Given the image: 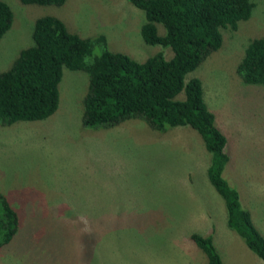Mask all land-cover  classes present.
I'll return each instance as SVG.
<instances>
[{
  "label": "rangeland",
  "instance_id": "rangeland-1",
  "mask_svg": "<svg viewBox=\"0 0 264 264\" xmlns=\"http://www.w3.org/2000/svg\"><path fill=\"white\" fill-rule=\"evenodd\" d=\"M0 1L12 13L0 39V72L31 45L33 22L43 16L80 38L102 35L111 52L137 62L156 52L171 55L143 43V14L127 0ZM250 1V18L235 31L222 29L220 48L184 82L200 81L204 104L226 139L222 178L264 237V85L244 84L235 73L249 40L264 36V0ZM86 87L83 72L63 68L50 117L0 127V193L18 217L0 264H206L189 235L210 236L225 215L217 216L224 206L206 180L209 154L199 136L186 126L157 133L136 119L84 129Z\"/></svg>",
  "mask_w": 264,
  "mask_h": 264
},
{
  "label": "trees",
  "instance_id": "trees-1",
  "mask_svg": "<svg viewBox=\"0 0 264 264\" xmlns=\"http://www.w3.org/2000/svg\"><path fill=\"white\" fill-rule=\"evenodd\" d=\"M64 1L18 0L36 6H60ZM127 1L143 14L139 27L143 43L168 49L169 58L156 52L137 62L111 52L102 35L80 38L53 16L37 18L30 32L31 45L19 50L11 66L0 72V127L47 119L57 108L62 69L83 72L87 87L81 101L82 128L109 130L136 119L157 133L186 126L199 136L209 154L206 180L222 201L226 227L264 262V237L241 207L237 191L222 178L228 161L226 139L204 104L200 81L190 78L184 82L187 74L220 48L222 29L235 31L238 23L250 18L253 3ZM11 21L9 6L0 1V39ZM235 73L244 84L264 85V36L249 40ZM17 227V214L0 193V248L13 239ZM189 240L203 253L206 264H223L211 236L191 233Z\"/></svg>",
  "mask_w": 264,
  "mask_h": 264
},
{
  "label": "crops",
  "instance_id": "crops-1",
  "mask_svg": "<svg viewBox=\"0 0 264 264\" xmlns=\"http://www.w3.org/2000/svg\"><path fill=\"white\" fill-rule=\"evenodd\" d=\"M222 215H225V213L219 209L217 216ZM216 225L218 226V224ZM207 234L211 236L212 243L223 264H264V262L258 259L248 249H245L246 247L240 238H238L234 232L230 231L225 224L219 225V227H216ZM218 237L221 239L220 244H222V248L224 250L223 253H221L216 247L217 241L219 240ZM225 242H227V245ZM230 242H233V244ZM224 244L226 245V248H224Z\"/></svg>",
  "mask_w": 264,
  "mask_h": 264
}]
</instances>
